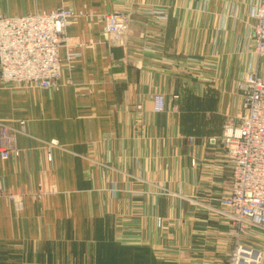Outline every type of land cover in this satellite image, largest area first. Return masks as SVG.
I'll return each mask as SVG.
<instances>
[{
  "label": "crops",
  "instance_id": "crops-1",
  "mask_svg": "<svg viewBox=\"0 0 264 264\" xmlns=\"http://www.w3.org/2000/svg\"><path fill=\"white\" fill-rule=\"evenodd\" d=\"M259 1L0 0L7 17L91 14L66 29L59 86L0 82V123L23 122L18 155L0 159V264L227 263L219 136L240 109L237 81H264ZM153 8L167 10L165 25L143 13ZM114 10L130 13L122 42L104 33ZM157 93L166 107L154 113Z\"/></svg>",
  "mask_w": 264,
  "mask_h": 264
},
{
  "label": "built area",
  "instance_id": "built-area-1",
  "mask_svg": "<svg viewBox=\"0 0 264 264\" xmlns=\"http://www.w3.org/2000/svg\"><path fill=\"white\" fill-rule=\"evenodd\" d=\"M144 14L155 17L160 25L166 23L168 16L163 8H153ZM86 15L91 16L68 7L47 13L0 15V82L19 89L46 90L59 86L62 69L59 49L67 45L66 29L76 18ZM129 18L126 10L101 15L108 39L122 42ZM252 18V51L264 64V0L254 8ZM78 54L67 52L65 59H75ZM68 83L69 80L64 81ZM236 88L242 99L240 109L226 118L219 136L223 165L229 177L227 193L220 197L219 205L225 216L237 222L240 231L245 227L264 230V81L257 71H251L237 81ZM165 107L164 96L154 94L152 111L163 112ZM135 108L140 110L141 104ZM22 131L23 122L20 129L0 123L1 160L18 155L15 136ZM9 198L16 207L20 206L12 196ZM259 260L251 248H240L236 249L231 264H260Z\"/></svg>",
  "mask_w": 264,
  "mask_h": 264
},
{
  "label": "rangeland",
  "instance_id": "rangeland-1",
  "mask_svg": "<svg viewBox=\"0 0 264 264\" xmlns=\"http://www.w3.org/2000/svg\"><path fill=\"white\" fill-rule=\"evenodd\" d=\"M151 10L152 9H147L146 11H143V12L146 13V12H150ZM219 199L220 197L214 198V200L218 203V205H219ZM225 220L228 224L227 226L228 229H227L226 234L228 237L231 238L230 252L228 253V259H227L226 264H231L232 258H233V255L236 249L238 250L240 248H246V249L251 248L253 251L257 253V255L260 258L259 260L260 264H262V258L264 256V249H263L264 248V230L255 229V228L252 229L251 227L249 228L245 227L244 229H242L243 231H240L237 222H235L231 218L229 219L227 216H225Z\"/></svg>",
  "mask_w": 264,
  "mask_h": 264
}]
</instances>
